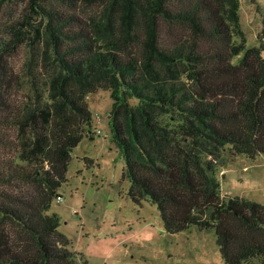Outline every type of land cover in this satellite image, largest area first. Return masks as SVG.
I'll list each match as a JSON object with an SVG mask.
<instances>
[{
    "label": "trees",
    "instance_id": "1",
    "mask_svg": "<svg viewBox=\"0 0 264 264\" xmlns=\"http://www.w3.org/2000/svg\"><path fill=\"white\" fill-rule=\"evenodd\" d=\"M51 1L35 4L32 34L13 27L0 40V264H87L49 208L90 134L86 98L98 91L112 102L130 200L153 203L169 235L212 231L222 264H264V205L220 198L207 161L224 147L264 156V62L244 46L237 1ZM27 35V94L11 103L3 58Z\"/></svg>",
    "mask_w": 264,
    "mask_h": 264
},
{
    "label": "rangeland",
    "instance_id": "2",
    "mask_svg": "<svg viewBox=\"0 0 264 264\" xmlns=\"http://www.w3.org/2000/svg\"><path fill=\"white\" fill-rule=\"evenodd\" d=\"M236 15L246 49L258 48L264 62V0H236ZM51 0H9L0 5V40H11L12 28L30 34L40 25L33 10L35 4L48 5ZM94 10H78L83 17ZM29 34V35H30ZM23 41L4 56L12 85L10 102H24L27 86L24 78L29 59V41ZM239 38H234V44ZM239 58L231 60L236 64ZM93 123L88 136L72 151L66 182L57 191L49 214L60 224L57 232L68 242L67 249L84 256L87 264H222L212 231L194 227L175 235L163 230L157 207L147 200L136 206L128 197L130 183L124 179L123 156L113 142L108 112L109 95L103 91L87 96ZM100 118L97 121L96 117ZM174 126L177 121L169 120ZM99 131L98 134L96 132ZM195 153L202 152L195 139H186ZM90 161L88 164L85 161ZM219 184L220 198L234 197L264 205V156L249 160L220 148L214 158H207Z\"/></svg>",
    "mask_w": 264,
    "mask_h": 264
},
{
    "label": "built area",
    "instance_id": "3",
    "mask_svg": "<svg viewBox=\"0 0 264 264\" xmlns=\"http://www.w3.org/2000/svg\"><path fill=\"white\" fill-rule=\"evenodd\" d=\"M96 119H97V121H100V118L98 116L96 117ZM98 133H99V131L96 132V134H98Z\"/></svg>",
    "mask_w": 264,
    "mask_h": 264
}]
</instances>
